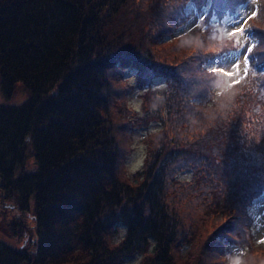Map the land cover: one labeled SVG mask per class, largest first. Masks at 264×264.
<instances>
[{
  "label": "trees",
  "instance_id": "16d2710c",
  "mask_svg": "<svg viewBox=\"0 0 264 264\" xmlns=\"http://www.w3.org/2000/svg\"><path fill=\"white\" fill-rule=\"evenodd\" d=\"M193 2L208 9L205 19L239 3ZM188 3L0 0V79L6 92L15 84L27 91L0 102V209L11 236L31 232L26 251L0 237V264H119L138 252L146 264H176L184 245V258L201 264L199 249L190 257L195 239L214 252L216 230L264 185L246 155L264 130V84H233L206 103L199 62L207 27L158 49L170 11L187 16ZM262 24L264 15L249 21L260 46ZM130 64L144 83L155 75L168 82L155 107L144 105V118L163 129L146 135L133 172L123 169L130 131L114 102L125 95L116 89ZM189 168L190 180L173 178ZM119 222L125 229L115 240Z\"/></svg>",
  "mask_w": 264,
  "mask_h": 264
},
{
  "label": "rangeland",
  "instance_id": "374dc122",
  "mask_svg": "<svg viewBox=\"0 0 264 264\" xmlns=\"http://www.w3.org/2000/svg\"><path fill=\"white\" fill-rule=\"evenodd\" d=\"M138 2V0H136ZM148 0H145V3L147 4ZM263 2V13H264V0H261ZM258 0H250L247 3H244L242 7L238 10V12H235L233 15H227L223 20H221L220 27L218 29V32H220L223 36V38L217 37L215 35V24H209L208 26H205L203 28H208L207 36L205 39L206 42H209L210 46H207L206 51H209L212 56H214L213 50L216 49L217 45H222L223 51L222 54H225V52L229 53L228 51H231L234 48H238L240 45H246L247 47H250L252 44H249L246 40L243 39V36L241 33H237V35L233 36L230 33L235 31L234 28L230 27V24L234 21V19L239 15L240 19L244 22L240 24V27L244 29L245 31L248 30V25L246 24V19L252 15L253 12H255V9L257 7ZM245 9L247 11H245ZM173 14V22L177 19L179 16V13L177 10L173 8V10L170 11ZM187 16H182L180 19V22L177 23H171L168 26V29L164 31L165 33L169 32L170 27H173L169 34V38L171 39H165L161 42V46L158 49L161 48H168L172 44H183V42H178L176 39L178 37H182L184 33L186 32H192V29L198 27L201 25L202 22V15L199 17V20L196 21V23L192 27H188V25L192 21V16L188 10L187 7ZM144 16H142L141 21L143 20ZM215 23V22H214ZM218 22L216 21V25ZM147 25V24H146ZM262 26H264L262 24ZM160 32H163V29L159 28ZM176 40V41H175ZM194 43V42H193ZM192 43V44H193ZM248 53L245 51L244 55H241L239 60L236 62V64L229 66V67H222L224 70L225 76H223V80L219 82L214 77L210 78L209 86L210 91L207 89L205 92L207 93L206 96H204L205 99L208 100L206 103H211L213 100V96L219 94V92L222 89H227L228 84L234 80H236L240 75H242L245 72V56H247ZM213 58V57H212ZM225 61V56L220 55L218 58L208 60L207 70L210 68L211 65H221ZM206 73V72H203ZM133 71L128 70L124 71L123 76H121V83L124 87L118 88L116 90H122L125 94L123 97H117L115 98L114 102L116 105V109L120 111V116L122 119L123 126L125 130L130 131L128 133L129 137L127 136L129 147L131 151L127 149V146H125L124 154V162H123V169L128 172H133L137 170L138 168H141V163L144 160V156L146 154V147H145V137L146 135L157 129H163L162 125H158L157 121L153 120L151 123H148V121L144 118L145 113V106L152 104L155 107L156 101L158 100V96L160 93L163 92L164 88L166 87V83L163 79L157 78L153 80L151 89L153 91L145 92L143 89H139L135 83V80L132 77ZM209 74V73H208ZM184 82H186V79L182 81V85H184ZM27 95V91L25 88H23L20 84H15L9 92H6V89L4 88L1 79H0V102H14V101H20L22 98ZM22 99V100H23ZM125 99V106L123 104ZM145 105V106H144ZM134 122H146L145 125H135ZM138 127H147V128H138ZM252 144L249 146V148L246 150V155L251 154V156H254L253 158L248 160V164L250 163V166L259 172L261 176L262 172V161L264 160V130L261 132V134L257 135L254 139L251 138ZM129 152V153H128ZM127 155V156H126ZM256 155L260 157H256ZM248 159V158H247ZM190 168L184 170L182 173L179 174L180 179H177V181L181 180H190L192 177V174L190 173ZM264 204V192L259 195V197L247 207V212L249 215L247 216V220H249V223H252L253 227V235H254V245L252 248H247L246 245L243 244L241 240H230L228 242H225V245L223 246V249L220 251L221 258H223L222 263L223 264H242V261L240 257L242 256V252H250L248 255L244 256V263L243 264H264V243H261L260 241L264 240V238L259 237L257 233V229L259 228V224H261V220L264 219V209L263 211L260 210L261 205ZM239 205H244L243 203L239 202ZM2 208L4 207V203L2 204ZM198 206V203H196V207ZM6 209V208H5ZM233 216L235 215V208L232 210ZM240 210L238 211V213ZM7 214H12L11 211H8ZM224 214V213H222ZM14 216V215H13ZM227 214H224L221 219L224 217H227ZM210 215L208 216V218ZM207 218V219H208ZM236 225L234 226L233 230L236 232H241L242 229L240 228L241 220L238 217H235ZM219 219V220H221ZM214 221L216 219L214 218ZM12 225L9 222V218L6 216V211H3L0 209V237L2 240L7 241L8 243L12 245L20 246V249L22 250H29L30 248V240L29 236L31 237V232L25 231L23 233L18 234L17 237L11 236L12 232L10 231V228ZM241 229V230H240ZM11 233V234H10ZM123 235V227L121 224H117L116 229V238H119ZM27 240H25V238ZM262 244V245H261ZM188 247L184 245L183 249L180 251L181 256L175 257L176 264H191L192 261L190 259L184 258L185 253L188 252ZM199 249V251H198ZM192 251V254L190 257L192 258L194 255H196V251L198 257L202 258L201 264H221L219 261L218 254L214 252H203L202 249H200V238L197 237L194 242V249L190 248ZM189 250V251H190ZM202 250V251H200ZM189 257V258H190ZM197 257V258H198ZM63 260V259H61ZM238 261V263H233ZM60 264H72L71 261H65ZM120 264H146V261H143V253H134L132 256H128L125 259H123Z\"/></svg>",
  "mask_w": 264,
  "mask_h": 264
},
{
  "label": "snow or ice",
  "instance_id": "6c2138e0",
  "mask_svg": "<svg viewBox=\"0 0 264 264\" xmlns=\"http://www.w3.org/2000/svg\"><path fill=\"white\" fill-rule=\"evenodd\" d=\"M187 7H188V10L192 16V21L188 25L189 28L192 27L196 23L197 20H199V17L201 15H206L208 13V9L197 8V6L193 2V0H189ZM245 11H247V10L245 9ZM255 15H256V13L253 12L252 16H255ZM249 18H251V17H249ZM243 22L244 21L241 20L239 15H238L234 19V21L230 24V27L235 29V31L231 32L230 34L235 36V35H237V33H241L244 40H246L249 44H252L253 46H255V44L258 43L257 41H255L256 34L254 32L245 31L244 29H242L240 27V24ZM251 50H252L251 47H247L246 45H240L238 48L232 49L229 53L222 54L225 56V61L223 64L219 65V67H229V66L236 64V62L239 60L240 56L244 55L245 51H247V53L249 54V55L245 56V65H246L245 74H247L248 68L251 67L253 65V62L255 61V57H252L250 55ZM259 70H261V69H257L255 67H253V71H259ZM260 242L264 243V240H262Z\"/></svg>",
  "mask_w": 264,
  "mask_h": 264
}]
</instances>
